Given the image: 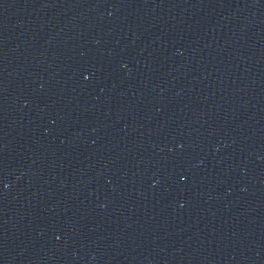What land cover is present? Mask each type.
Segmentation results:
<instances>
[{"label":"water","instance_id":"obj_1","mask_svg":"<svg viewBox=\"0 0 264 264\" xmlns=\"http://www.w3.org/2000/svg\"><path fill=\"white\" fill-rule=\"evenodd\" d=\"M0 264H264V0H0Z\"/></svg>","mask_w":264,"mask_h":264}]
</instances>
